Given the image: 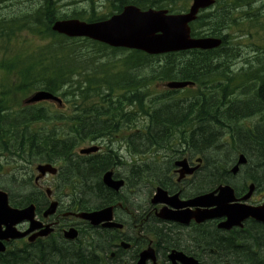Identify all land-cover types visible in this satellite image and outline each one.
<instances>
[{
    "label": "trees",
    "instance_id": "16d2710c",
    "mask_svg": "<svg viewBox=\"0 0 264 264\" xmlns=\"http://www.w3.org/2000/svg\"><path fill=\"white\" fill-rule=\"evenodd\" d=\"M44 1L45 4L38 8L34 14L25 11L22 14L16 15V18L13 19L17 26L22 27L24 24L30 23L40 28V25H43L44 21H47V25L50 26V20L56 17V1ZM111 1L114 10L118 11L128 3H134L141 7H166L171 12H181L188 8L187 4L179 3V1L183 0H108V2ZM2 2H6V0H0V3ZM26 6L29 5H25L24 7ZM262 15L264 16V12L261 7L253 6V0H219L217 5L209 11H204L197 21L193 23V32L194 35L199 36H222L223 45L213 50L195 49L165 54L162 63L157 65L152 62L150 66L152 74H149L147 81L145 80V75L142 74V70L137 69L139 67L137 65L140 64L143 57H148L145 53L134 51L133 55L121 58L119 61H121L124 69L115 71L113 69L117 67V62L115 63L114 60V53L116 51H111L108 46L96 41L84 38H68L58 35L52 30L45 32V35L48 33L50 37L48 39L50 46L47 48L50 51L49 55L43 53L41 56H34L31 49H20L15 52L10 66L12 71L18 74L23 82L27 80L34 83L29 88H33L44 80V87L46 89L57 92L64 88L62 95L66 97L70 93H73L71 89L73 77L75 74H78L80 77L78 88H81L83 82L86 83V88L77 89L81 97L88 100L92 95H100L99 103L93 102L89 107H85V109L79 106L78 115L73 120L50 117L54 124L61 122L68 126L72 121L74 123L72 128H76L77 135L82 138L86 135L87 131H91L93 126L95 127L97 123H101L96 118L91 119L87 115L93 113H101L100 116L102 114L116 115L123 108V104L110 102V96H113L117 90L122 91L124 95L128 94V92L136 94L139 98V103H143L142 97H147L151 94L150 90L147 89L148 84L156 79L193 80L200 85L201 89L198 88V91L189 99L182 102L168 100L164 98V93H162L160 94L161 97L158 96L156 98L158 102L157 107L153 109V106H150V110L147 111L141 109L148 114L150 122L141 125V132L134 139L133 143L135 147L139 148V152H144V148L148 146H168L167 142L177 137L176 132L180 131L181 133L185 132L189 134L188 131L190 129L193 131L196 129L194 132H190L192 137H194L190 140H194L199 134V141L204 148L199 147L200 150H209L208 148H212L219 137L221 139L228 132L235 139L238 149L240 148L239 145L247 148H250L251 144L254 143L260 145L256 146V148L258 147L260 153L259 159L263 162L264 135H261L260 129L264 128V123L257 125L254 131H249L243 127L242 129L240 126L241 121H239L243 116L250 117L255 113H262L259 112L260 110L264 111V33L259 39V43H252L256 52L255 56H246L248 54L244 50L241 51L244 35L250 36L249 31H246V24L248 23L249 25L250 22L253 23V20H257L260 26H256L255 28L261 27L264 30V17ZM22 20H24V23L21 24ZM12 22V20H8L6 17H1L0 42L2 40H11L15 35L12 30ZM236 30H238V33H236ZM34 31L38 30L35 28ZM232 41H236L237 43H231ZM42 49L45 50L46 48L42 47ZM240 56H245V58L242 66L240 68L237 66L236 70L235 60ZM252 88L251 92L255 93L245 95L246 91ZM105 92L107 93L105 94ZM242 94L246 98L236 97L230 99L231 95ZM193 111H195L196 117H198L194 120L189 117V113ZM47 112L49 111L44 108L40 117L42 119L49 118ZM32 120L28 118L25 123L29 124ZM211 122L217 125V131L210 130L211 127L208 124ZM15 124L13 120L12 123L4 124L3 118L0 117V141L3 142L5 150H18L22 154L29 151L31 157L36 156L38 160L45 161H54L58 156L69 154L70 151L67 149L69 142L60 140L56 134H49L44 139L39 138L51 133L54 128L46 133L26 136L24 132L21 131L20 133L16 129L17 124ZM187 135H181L182 139L186 140L185 137ZM159 141L164 142L161 143ZM193 142L195 143V141ZM200 143L196 144V146H200ZM224 144L228 146L227 143ZM243 151L250 156V153L244 148ZM252 153L254 154V152ZM206 160L207 169L204 172L202 171L201 181H204L203 175L209 169V159L206 158ZM220 161L224 160L220 159ZM220 161L218 165H220ZM70 163H72V167L66 171V175L68 172L69 174L75 173L82 179L83 177L87 179L89 177L98 178L107 167V165L99 161L97 163L93 161L94 165H83L82 168L75 166L73 162ZM215 170L219 171L218 168ZM228 170L229 168L225 170L226 173ZM263 172L264 166L259 165L257 171L247 175L260 180L258 177L261 176L262 178ZM152 173L154 175V170H152ZM155 176H157L156 173ZM219 176L218 173L208 179L207 182L214 183L220 178ZM101 184L100 189L103 192V189L107 187L103 183ZM13 185L16 190L22 191L28 187L25 183ZM93 186L95 188L97 185L94 184ZM89 187L87 186V192L93 189V187ZM89 193L90 197H92L91 192ZM93 199L87 195V202L83 204L88 207L90 206L88 204L90 203L89 201ZM104 202L101 200V203ZM252 230L255 233L251 236H243L242 241L234 239L230 244L231 248H228V245L224 246L222 244L219 247L211 246L213 252L211 255L217 258L216 255L227 253L226 257L231 261L226 263L221 254L220 264H240L244 256L247 259L246 264L264 263L256 256V254L258 255L261 252L258 251L261 248L257 250L254 247V245L263 247L264 238L259 229L253 228ZM160 246L162 247V245ZM223 246L226 249L223 250ZM37 262L36 260L34 264ZM20 263L21 258L19 257L16 261H8L6 264Z\"/></svg>",
    "mask_w": 264,
    "mask_h": 264
},
{
    "label": "water",
    "instance_id": "95a60500",
    "mask_svg": "<svg viewBox=\"0 0 264 264\" xmlns=\"http://www.w3.org/2000/svg\"><path fill=\"white\" fill-rule=\"evenodd\" d=\"M214 0H194L190 11L186 14L167 15L166 10L142 11L134 5H128L120 14L112 16L110 19L88 24L77 19L57 21L53 26L54 30L65 35L75 37L84 36L99 41H104L116 47H129L142 49L150 53H161L167 51H176L189 48H213L221 43V39L208 38H193L191 36V28L189 22L196 18L197 13L202 7L212 4ZM188 85V83L169 82L166 84L170 88H180ZM41 99H55L51 94L39 92L29 99L30 102ZM244 159H242L243 161ZM48 167V166H46ZM49 168V167H48ZM41 170H45L40 167ZM104 181L114 187L119 188L118 184L113 183L111 175L106 174ZM219 196L213 194L197 198V205H213L217 204V214H227L230 218L229 224H224L226 227H231L234 224L246 218L254 216L259 220L264 221V205L257 208L241 207L237 204H229L234 199V190L230 186H221ZM168 201L173 203L171 200ZM184 202L182 204H188ZM174 204V203H173ZM178 206H181L177 204ZM106 212H103L105 215ZM183 219L189 220L197 218L203 220L213 216L214 213H199L191 210H182ZM179 213V214H180ZM165 217H174L172 214L164 213ZM152 256V252L149 253ZM173 260L181 259L185 263H193L184 258V255L172 254ZM155 259V257H152ZM145 255L140 260V264H144Z\"/></svg>",
    "mask_w": 264,
    "mask_h": 264
},
{
    "label": "flooded vegetation",
    "instance_id": "af4514ba",
    "mask_svg": "<svg viewBox=\"0 0 264 264\" xmlns=\"http://www.w3.org/2000/svg\"><path fill=\"white\" fill-rule=\"evenodd\" d=\"M182 150L184 151V155H190V156H193L194 152L195 153L201 152L200 148H198V147H196V149H194L192 144L183 146ZM132 159H134V157ZM83 162H85L84 166H89L91 164L94 165L93 162H89V161H85V160H83V161L76 160L73 163H74L75 166H78V167L81 166L80 168H82L83 165H81V164H83ZM138 165H139V163L133 162L131 164V170L127 174H125L124 172H121V171L120 172L117 171L115 176H114V178L115 179L124 180L125 184L123 186V190L126 191L124 193L126 195H128V197L130 198V201H131L132 204L135 203L133 205L135 207H137L141 213H145L144 216L147 218V220H150L147 228H148L149 231H151V230L152 231H156L159 234V240H160L159 241V248L164 247L166 249H169L171 247H175V248L178 247V248L184 249L186 251L192 252L193 255L195 257H197L199 260H201L203 263H205V261L208 260V261H206L207 264L208 263H210V264H220V259L222 257L224 258V260H226L225 261L226 263L230 262L231 260H229V258L226 257V255H228L227 253H223V254L221 253L222 257H221V254L216 255L217 258H219V259H217L215 256L211 255V254H213L211 246L219 247L220 244H222L224 246L228 245V248H231L230 247L231 242H233L234 239L239 240L237 235L241 234V232H236V233L230 235L229 233H231L233 231L227 233L226 231L224 232V231L214 230V228L212 226H206V227H204L202 229H195L196 226H197L196 224L192 225V226H194V229L184 230V229H181L179 227L173 226L171 224L161 223V222L155 221V217L152 215L154 210L147 211L148 208H149L148 204L145 203V200L143 202V199L140 198V193H141L140 174H139V171L137 169H133V168H136ZM216 168L219 169V171L217 172V174L219 173V175H220L219 177H228V172L226 173L225 170L227 168H230V167L229 166H225V165H224V167H219L218 163L216 162V163H209V169L207 170L205 175H203V178L210 179L211 177H214L216 175V171H213V170H215ZM220 170H221V172H220ZM165 172H167V171H163V172L160 173V177L162 176L161 177L162 180H158L157 179L160 183H163V184L166 183ZM253 172L254 171L251 168L245 173V175H247L249 173L252 174ZM73 174L74 173H70V174L67 173V175H65V178H68V175L71 176ZM151 176H154L153 178L156 179L155 173H154V175H153V173H151ZM201 178L199 177V179H201ZM83 180H84V184L85 185L87 184V186H88L87 182H90V181H93L92 185H94V184L96 185L97 184V186L95 188L93 186L92 191H89V192H91L92 197L95 199V201H94L95 203L93 205L101 203L100 202L101 200H103V202H104V201H110V200L114 199V192H112V190H110L108 188H106V189L104 188L103 189L104 191L103 192L101 191L100 185H102L101 183H103L101 177L98 176V178H93V179H92V177H89L88 179L84 177ZM204 181L207 182V180H205V179H204ZM198 182H199V180L192 186V188H197L198 187ZM256 187H257V190H258L260 188V183L259 184L256 183ZM183 191H184V189H183ZM25 192L28 193V194L31 193L26 188H25ZM89 192H87V190H86V193H85V190L83 191V198H86V201H84L85 203L87 202V195L90 198ZM256 192H258V191H256ZM104 193H105V195H104ZM135 201H137L138 203L135 202ZM89 202L90 203H88V204L91 206L92 203H91V201H89ZM109 204H110V202L107 203V205H109ZM120 217L124 218L123 215H120ZM54 222L56 223V226H57V232H56L55 238L57 240H60V239H62V231L64 232L65 229H64V226L59 224L58 220H55ZM135 222H136V220H135ZM117 234L120 236L121 239L117 235H115V234H113L111 232H99L98 233V241L96 243V246L91 247V248L90 247H85V246H77V247L70 246V245L66 244L65 242H63V241H59V242L53 244L52 246L49 245L50 247L45 246L46 249H44V250L40 249L42 251L39 250V252L36 255L34 261H36V260L37 261H44L46 264H50V263L51 264H56V263L57 264H84V263L85 264H93V263L94 264H101L100 260L98 258H96V254L97 253L98 254L102 253L101 251H103V252L104 251L105 252H107V251L111 252L112 250H115V242L118 239H120V240L125 239V240H127L129 242L133 241L135 239L136 232L129 233V231H127L126 233H124V231H121V232H119ZM14 241H16V240L7 242L8 247ZM107 242H110V243H107ZM160 245H162V247ZM107 246L109 247V249H108ZM224 246L222 247L223 250L226 249V247H224ZM132 248H133V243H132V246H131L130 249L132 250ZM50 251H51V253H50ZM97 251H99V252H97ZM74 254L77 255V256H75ZM208 256H210V257H208ZM19 257L21 258V260L23 259V257L21 255H19V256L11 257L10 260L11 261H16ZM206 257H208V258H206ZM51 259H54V261H51ZM79 260H81L82 263ZM48 261H51V262H48ZM14 263H16V262H14ZM134 263H135V255L133 253H126L124 251L119 250L118 251V259L115 261L114 264H134ZM20 264H26V263H22V261H21Z\"/></svg>",
    "mask_w": 264,
    "mask_h": 264
},
{
    "label": "rangeland",
    "instance_id": "374dc122",
    "mask_svg": "<svg viewBox=\"0 0 264 264\" xmlns=\"http://www.w3.org/2000/svg\"><path fill=\"white\" fill-rule=\"evenodd\" d=\"M55 1H56V4L61 5L60 6V15L65 14L66 12H70L76 6H84V5H87V2L86 1L84 3H80V4L70 3L71 0H55ZM191 1L192 0H183V1H179V3L187 4V6L189 7ZM253 1H254V6L255 7L261 6L262 11L264 12V5H262L263 4V0H253ZM32 2H33V4H31ZM5 3H3L0 6V14H2V15H0V18L1 17L12 18V17H14L16 15L22 14L25 11L26 12H29L31 14H34L33 10L42 7L45 4V1L44 0H38L37 2H35V0H9L7 2V4H5ZM105 3H107V4L104 5V2L103 1L100 2V3L98 1H96V4L97 5L101 4V6L99 7V10L97 11L98 14L108 13L109 10H110V8H113V6H112L111 3H109V2H105ZM28 4H29V6L24 7L25 5H28ZM60 15L58 14V16H60ZM262 17H264V16L262 15ZM246 26H249V29L252 32H254V36L251 37V38H248V40H245V41L242 42L243 50H244L245 53L251 51L252 43H257L259 41V39L262 37V34L264 33V30L261 27L255 28L256 26H260L258 24V21L257 20H253V23L250 22L249 25H246ZM41 27H43V26H41ZM41 37L42 36L35 35L34 33L29 32L28 30H22L20 32H17L16 36L13 39H11V42L4 45V47L6 48V50H4V48L0 46V61L4 57L3 55L5 54V51L8 50V51L12 52L13 50L16 49L15 45H16V42L19 39H20V41H23V42L24 41H27V40L29 42H31L33 40H36V42L33 41V43L36 44V43H43V40H42ZM231 43H234L235 44L237 42L236 41H232ZM17 44L20 45L19 42H17ZM26 48H27V43L25 42L24 45H23V47H21V49H26ZM125 55H126V53H123V51H120V52H118L115 55V58L116 59H120L121 57H123ZM250 55H254V52H250ZM242 59H243V56L237 58L235 60V64L240 67V65H242V63H243V62H241ZM143 70L150 71L149 68H144ZM149 73L152 74V72H149ZM142 74L145 75V77H146V74L147 73L145 71H142ZM3 76H5V73L4 72H3ZM0 80H1V77H0ZM153 83L156 85L159 82L155 83L153 81ZM1 87H2V83L0 82V88ZM252 90H253V88L252 89H248L246 91L245 95H248V93H250V95L253 94V93H255V92H251ZM190 94H191V91L190 90H187V91L186 90L185 91L182 90L181 92L175 93L174 96H172V94H170L169 97L175 98L176 100H184L185 97L188 96V95H190ZM245 95L244 94H242V95H231L230 96V99L231 98H236V97L246 98ZM19 97H20V95H17V96L14 97V99L16 100ZM169 97H167V98H169ZM50 111H51V114H52V112H56L57 109L55 107H52V108H50ZM69 111H71V106L69 104H67V108L65 110H63V113L66 114ZM259 112L264 113L263 110H260ZM189 117H190V119H193V120L196 119V118H198V117H196L195 111L190 112L189 113ZM245 117L246 116H243L239 120V121H241V125H240L241 128H242V121L245 119ZM238 118H237V120H238ZM259 120H260V117H256L255 116V117H251V118H248L247 120H245V123L249 124V127L252 126L253 128H255L256 127V124H257V122ZM263 121H264V115H263ZM96 125L102 126V130L108 128V125H105L103 123H99V124L97 123ZM208 125L211 127L210 130H212V129H213V131L214 130L215 131L218 130V129H216L217 128L216 127L217 125L213 124L212 122L209 123ZM246 128H248V127H246ZM245 130L252 131V129H250V128L245 129ZM260 131H261V135H264L263 134L264 133V128L260 129ZM92 132H94V133H100L102 131L92 130ZM176 134H177V132H176ZM224 137H225L224 135L222 136L221 139L219 137L218 138V141L215 142V144L213 145V147L211 149L208 148L209 150H207V149L206 150H202L203 153H204V157L207 158V159H209V163H216V162L218 163L220 161V159H221V160H224V161H220L219 167H224V165L225 166L228 165L230 167V169H231L233 163H235V161L237 160L239 153L240 152H244L243 151V148H244L246 151H248V153H250V156L246 153L247 156H248V163L249 164L244 165L241 168L242 169L241 170L242 173L239 174L238 177H236V178H238L239 180L245 179V176H246L245 173L249 169H251V168L253 169L254 172L257 171V167L259 165H262V162L259 159V157H260L259 149H258V147L256 148V146H260V145L254 143V144H251L250 148H247L245 146L239 145L240 149H238V145L235 144L236 142L233 145H228V146L225 145L224 143H226V142L223 140ZM191 138H194V137H192V134L191 133H189L185 137L186 140L191 139ZM196 138H197V140H196ZM196 138L194 140H192V141H195V143L194 142L192 143L193 147H198V148L201 147L202 149H204L201 145L200 146H196V144H199V141H198L199 140L198 139L199 136H197ZM87 144H89V142H85L81 146H86ZM167 145L169 146V148L173 147V139H171L170 141H168L167 142ZM147 148H145L146 150L144 149V152H140L139 154H137V156H134V155H131L128 152V150L126 149V147H123V150H124V156H123V158H124V164L125 165L119 166V168H116V170L118 172L121 171V172H124L125 174H127L131 170V164L133 162L139 163V165L136 168H133V169H137L139 171L140 180L142 179L141 177H143L149 171V169L160 168V172L167 171L168 170V167L166 165H157V164H155L157 157L160 156L161 154H164V152L161 151L162 146L149 147L148 149ZM236 149H237V151H236ZM252 152H254V154ZM165 153H167V152H165ZM169 153L173 156V154H172L173 152H169ZM133 157H134V160L135 161H133V159H132ZM262 160H263V158H262ZM143 162H149L150 163V166H148V165H142ZM84 163L85 162H83L82 165H84ZM16 164L18 166L19 165H24L25 162L14 161V164L13 165H16ZM35 165H36V162L33 164V167ZM33 167L30 164H28L27 169L30 171V173L32 172V169H33V173L35 174L36 171H35V168H33ZM71 167H72V164L69 163V168L68 169H70ZM66 171H65V173H66ZM213 171H216V170H213ZM22 172H23V170H19V169H17V170H9V174H11V175L12 174L20 175ZM203 172H204V169H203ZM203 172L200 173V175H199L200 178L202 177L201 175H202ZM217 172L218 171H216V174H217ZM65 173H64V175H62L59 178L65 177V175H66ZM174 177L176 178L177 175L175 174ZM258 178H260V181L262 180L261 177H258ZM197 180H199V182H198V187L195 188V190H202V191L205 190L204 192H206V191H209V190H211V188H213V187L216 186V185H214V184H216V182H214V183H212V182L211 183H208L206 181H201V179H199V178H197ZM205 182L207 183V185H206ZM17 183H21V181L20 180H17V181L14 182V184H17ZM82 183L84 185L83 187H84V190H85L86 189V186L84 184V180L83 179H82ZM87 183H88V187L91 185L89 188H92L93 187V185H92L93 182L92 181L87 182ZM10 186H11L12 189L15 188L13 184H10ZM140 186L143 187V189H141L140 198L143 199V200L146 199L145 202L149 205L150 202H148V201H149L152 193H154V190L155 189H154V187H151V186L146 187L147 186L146 180H141ZM16 191L17 192H21V193H24L25 192V190L24 191H22V190H16ZM124 192H126V191H124ZM90 198H93V197H90ZM93 200L95 201V199H93ZM93 200H91L92 203H93ZM126 208L128 210L131 209V207L129 205H127ZM132 210H136V207L134 205H132ZM120 212H122V211H120ZM132 213H133V215H131L130 217L131 218H136L135 213L134 212H132ZM130 220L135 221V219H130ZM136 224H137V226H136V230H137L139 228V226H140V221L137 220V223ZM254 247L257 250L259 248H261L260 250H258V251H261V252L258 255L256 254V256L259 259H262L264 261V246L263 247H260L259 245H254ZM176 248H178V247H176ZM243 258L244 259H243V261L240 264H245L247 262L246 256H244Z\"/></svg>",
    "mask_w": 264,
    "mask_h": 264
},
{
    "label": "bare ground",
    "instance_id": "6f19581e",
    "mask_svg": "<svg viewBox=\"0 0 264 264\" xmlns=\"http://www.w3.org/2000/svg\"><path fill=\"white\" fill-rule=\"evenodd\" d=\"M102 126H100V125H95V127L93 126L92 128H91V131L92 130H98V131H102ZM191 132V131H190ZM197 136H199V134L197 135ZM196 136V137H197ZM197 139V138H196ZM199 139V138H198ZM202 139V138H201ZM157 140V139H156ZM167 140V139H166ZM153 141V140H152ZM199 141V140H198ZM159 142H161V141H159ZM162 142H164V141H162ZM161 142V143H162ZM203 142V141H202ZM152 143V142H151ZM189 143H193V141L192 140H190V139H188V140H184V143H183V145L181 144V146H178L177 148H176V150H175V153L173 152V147H171V148H169V146H164V147H162L161 148V151L162 152H167V153H169V152H173L172 154L173 155H184V151L182 150V148H183V146H185V145H189ZM199 143H200V141H199ZM134 144V143H133ZM148 145V144H147ZM200 145H202L201 143H200ZM134 148L137 150V151H139V148H137V147H135V145H134ZM215 148V147H214ZM145 149V148H144ZM209 149H211V148H209ZM219 149V148H218ZM240 149V148H239ZM217 151V150H216ZM236 151H237V149H236ZM201 152L203 153V151L201 150ZM139 154V153H138ZM240 154V153H239ZM203 155H204V153H203ZM134 156H137V154L136 155H134ZM75 160H72V162H74ZM133 161H135L134 159H133ZM82 165V164H81ZM142 165H148V166H150V163L149 162H143V164ZM228 166V165H227ZM81 167V166H80ZM152 170H154V172L157 174V176H156V179H158V180H162L161 179V177H160V168H156V169H149V172H147L143 177H141L142 179L141 180H147L149 177H152L151 176V173H152ZM74 171V170H73ZM212 173V172H211ZM68 174H69V172H68ZM75 174V173H74ZM159 174V175H158ZM87 175H88V173H87ZM90 175V174H89ZM212 176V175H211ZM99 177H101V176H99ZM154 177V176H153ZM84 178V177H83ZM93 179V178H92ZM114 179V181H116V182H121L122 184H123V186H124V184H125V182H124V180H122V179H115V178H113ZM141 180H140V182H141ZM205 180H208L207 178H205ZM93 182V181H92ZM206 183V182H205ZM20 184H22V183H20ZM207 184V183H206ZM97 185V184H96ZM84 186V185H83ZM86 186V189H87V184L85 185ZM205 186V185H204ZM146 187H149V186H146ZM85 189V190H86ZM141 189H143V187H141ZM145 189V188H144ZM91 190V189H90ZM84 191V190H83ZM82 191V192H83ZM102 193V192H101ZM100 193V194H101ZM90 194V193H89ZM86 195V194H85ZM104 195H105V193H104ZM81 200L84 202V201H86V198H83V193H82V195H81ZM146 200V199H145ZM91 201V200H90ZM93 202H94V200H93ZM101 202V201H100ZM135 202H137V201H135ZM143 202H144V200H143ZM92 203V202H91ZM138 203V202H137ZM146 203V202H145ZM94 203H92V205H93ZM133 204H135V203H133ZM132 204V205H133ZM91 205V206H92ZM144 205V204H143ZM146 206V205H145ZM259 229L260 231H261V233H262V237L264 238V233H263V231H262V229L257 225V224H251V226H250V228H249V230H248V232L247 233H241V234H238L237 235V237H238V239L239 240H237V241H242V238H243V236H251L253 233H255V232H253V230L252 229ZM177 231V230H176ZM164 234V233H163ZM179 236V235H178ZM209 237V236H208ZM182 238V237H181ZM179 239V238H178ZM177 240V239H176ZM110 241V240H109ZM113 241V240H112ZM164 241V240H163ZM174 241V240H173ZM175 242V241H174ZM107 243H110V242H107ZM105 244V243H104ZM112 244V243H111ZM255 244H257V243H255ZM102 245V244H101ZM207 245V244H206ZM205 245V246H206ZM210 246V245H209ZM108 247V246H107ZM72 248V247H71ZM75 248V247H74ZM73 248V249H74ZM68 249V248H67ZM70 249V248H69ZM72 249V250H73ZM76 249V248H75ZM80 249V248H79ZM82 249V248H81ZM108 249H109V247H108ZM78 250V249H77ZM88 250V249H87ZM105 250V249H104ZM69 251V250H68ZM74 251V250H73ZM96 251V250H95ZM100 251V250H99ZM99 251H97V252H99ZM71 252V251H70ZM101 252H103V251H101ZM108 252V251H107ZM50 253H51V251H50ZM61 253V252H60ZM65 254V253H64ZM68 254V253H67ZM71 254V253H70ZM69 254V255H70ZM94 254V253H93ZM98 254V253H97ZM205 254V253H204ZM57 255V254H56ZM59 255V254H58ZM75 255V254H74ZM208 255V254H207ZM206 255V256H207ZM50 256V255H49ZM75 256H77V255H75ZM79 256V255H78ZM91 256V255H90ZM58 257V256H57ZM61 257V256H60ZM205 257V256H204ZM208 257H210V256H208ZM208 257H206V258H208ZM52 258V257H51ZM56 258V257H55ZM81 258V257H80ZM95 258V257H94ZM93 258V259H94ZM97 258V257H96ZM244 259V258H243ZM57 260V259H56ZM68 260V259H67ZM73 260V259H72ZM98 260V259H97ZM262 260V259H261ZM51 261H54V260H51ZM51 261H48V262H51ZM79 261H81V260H79ZM78 261V262H79ZM86 261V260H85ZM93 261V260H92ZM91 261V262H92ZM206 261H208V260H206ZM213 261V260H212ZM263 261V260H262ZM60 262V261H59ZM64 262V261H63ZM90 262V261H89ZM264 262V261H263ZM72 263V262H71ZM82 263V262H81ZM96 263V262H95ZM98 263V262H97ZM212 263V262H211ZM51 264V263H50ZM57 264V263H56ZM85 264V263H84ZM94 264V263H93ZM208 264H210V263H208ZM246 264V263H245ZM248 264V263H247ZM258 264H264V263H258Z\"/></svg>",
    "mask_w": 264,
    "mask_h": 264
}]
</instances>
